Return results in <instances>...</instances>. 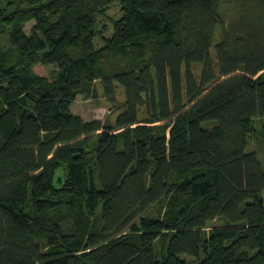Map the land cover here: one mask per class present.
<instances>
[{
	"label": "trees",
	"instance_id": "16d2710c",
	"mask_svg": "<svg viewBox=\"0 0 264 264\" xmlns=\"http://www.w3.org/2000/svg\"><path fill=\"white\" fill-rule=\"evenodd\" d=\"M4 36L0 264H264V0H0Z\"/></svg>",
	"mask_w": 264,
	"mask_h": 264
},
{
	"label": "rangeland",
	"instance_id": "374dc122",
	"mask_svg": "<svg viewBox=\"0 0 264 264\" xmlns=\"http://www.w3.org/2000/svg\"><path fill=\"white\" fill-rule=\"evenodd\" d=\"M110 14L114 17H118L121 14L120 5L115 4L110 10ZM33 25V22H29L26 25V30H30ZM0 42L3 43L6 47L9 46V40L7 36H4L0 39ZM96 44L101 46L103 43L101 40L97 39ZM115 107V106H114ZM111 107V104L106 100L103 95V91H99L98 97L88 98L83 95H79L77 100L73 104V111L76 114L83 116L86 120L99 119L104 123H114L120 114L121 110L116 109V107ZM118 110V111H117ZM258 130H260L261 125L256 124ZM249 147L254 149L258 154L261 162L264 164V144L263 139L257 135L250 140ZM249 148V149H250ZM250 151V150H249Z\"/></svg>",
	"mask_w": 264,
	"mask_h": 264
}]
</instances>
